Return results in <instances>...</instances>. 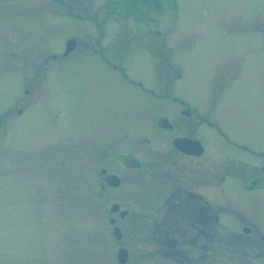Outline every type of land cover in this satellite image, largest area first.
<instances>
[{
	"label": "rangeland",
	"instance_id": "374dc122",
	"mask_svg": "<svg viewBox=\"0 0 264 264\" xmlns=\"http://www.w3.org/2000/svg\"><path fill=\"white\" fill-rule=\"evenodd\" d=\"M128 2L0 0V264H119L120 247L126 264H264V184L246 193L241 181L250 178L247 168L264 166V8L257 7L264 0H176V9L164 2L158 14ZM232 15V35L219 37ZM104 18L114 33L109 28L103 54L131 83L95 51L100 32L91 21ZM151 18L159 24L148 26ZM155 28L157 42L148 35ZM72 37L78 45L65 57ZM149 50L161 63L153 66ZM182 108L196 114L180 119ZM161 114L202 136L206 154L177 153L176 133L158 134L153 122ZM108 147L118 188L99 179L96 158ZM131 152L140 169L125 158ZM176 160L205 173L206 187L202 180L192 187L187 176L182 186L218 217L206 240L185 247L188 260L156 240L169 222L164 202L178 184L170 177ZM223 173L232 174L215 186Z\"/></svg>",
	"mask_w": 264,
	"mask_h": 264
},
{
	"label": "flooded vegetation",
	"instance_id": "af4514ba",
	"mask_svg": "<svg viewBox=\"0 0 264 264\" xmlns=\"http://www.w3.org/2000/svg\"><path fill=\"white\" fill-rule=\"evenodd\" d=\"M127 3V5H129L131 7L130 4V0ZM135 2H139L142 6H145L147 8V10L150 12V9H153L155 12L160 13L162 10V5L164 0H133ZM241 2L243 3V0H241ZM241 4L242 7L243 4ZM134 4V3H132ZM128 6V7H129ZM127 7V6H126ZM257 7H261L264 8L263 5L258 4ZM114 9V8H113ZM264 10V9H261ZM261 14L260 12L257 13V16ZM147 16V15H146ZM232 16H228L227 19L230 20V22H228V20H226L225 25L221 26V30H220V35L219 37H225L228 34L232 35L233 31H234V27L233 26V22H231L232 20ZM236 19L237 16L235 15ZM153 20V21H152ZM239 20V19H238ZM130 21V20H129ZM127 19L123 20V22L125 24H123V26H126L129 22ZM150 24H147L148 26H150L152 23L151 22H155L157 23V25L159 24L160 21H156L153 18L149 19ZM92 25L95 26L96 28L99 29V38L98 41L96 42L97 46L95 47V51H97V53L99 54V58L101 60H103L105 63L110 64V67L114 70L117 71L118 73L121 74V76L126 79L127 81H129V83H131L132 81H130V77L127 75V73L124 71V69L120 68L119 66L114 65L113 63H111L110 61H108L106 59V57L104 56V52H106V43L104 42V39L107 38L109 36V28L112 30V34L113 32V26L110 22H107V18L101 19V20H93L91 21ZM154 23V24H155ZM140 24V23H139ZM144 24H140V27H142ZM241 32V31H240ZM160 31L155 28V29H148V35H150L153 39H155V41L157 42V38H159L160 35ZM223 33H225L226 35L224 36ZM95 35V34H94ZM112 37V35H111ZM260 38L262 39L261 41L264 44V37H262L260 35ZM75 39V47L74 50L72 52H74L76 50V47L78 45V41L76 38ZM162 41L160 42L159 46L162 49ZM154 44V43H153ZM94 46V45H93ZM157 46V45H156ZM156 46L152 47V44L150 45L149 48H155V50L157 51ZM86 49L88 48L87 46H84ZM149 56L154 57V61H153V66L156 63H161L160 62V55L155 53L151 54V51L149 50L148 52ZM64 56L66 57V54H64ZM105 59V60H104ZM168 64V63H167ZM175 72L178 73L177 68H174ZM176 74V73H175ZM178 76H180V73H178ZM216 80V77H214V81ZM133 86L138 87L141 91H147L145 89V87L139 83V82H133L132 83ZM161 88V86H159ZM149 94L150 95H154L155 90L153 89H149ZM158 94H156L157 96ZM160 97V96H158ZM172 101L175 103L180 102L177 101V99L175 97L172 98ZM182 103V102H181ZM185 110L184 108H182L180 110V114L182 113V111ZM180 119L182 118H190L191 115L185 117L184 115H179ZM163 117H167V116H160V118ZM168 120L170 121L169 117H167ZM159 119L157 120V126L159 131H163V132H168V133H176V135L172 138V141L176 138H190L192 140H196L199 141L201 146L203 147V153L200 155H189V154H185L183 152H181L179 149H177L176 147L173 146V149L179 153L180 155H182L183 157L186 158H192V159H196L199 158L201 156H203L204 154H206V141L203 139L202 136L197 135V133H195L194 131H188L187 133L179 130L180 128H182L183 125L187 126V123L185 121H182L180 119L176 120V122H171V129H166L164 127H162V125H160L159 123ZM200 122H205L202 119H199ZM199 125V124H197ZM164 126V125H163ZM196 127V126H194ZM126 136V135H124ZM144 138H139L136 143H140L142 144L144 142ZM146 140V139H145ZM248 146H243L244 149H247ZM110 152L107 151L100 157V159L98 160V158H96V162L98 163L99 167H98V173H99V179L101 181L102 185H107L109 188H118L121 186V180H120V184L118 186H110L109 181L107 180L108 176L110 175H115L114 173H112L110 171V169L112 166V162H111V152L113 151L112 147H108ZM249 148V147H248ZM134 149V148H133ZM135 153L139 151V149L134 150ZM126 159L129 160V164L132 165L134 168L140 169V165L141 163L135 158V154L133 152H131L129 155L125 156ZM111 164V165H110ZM172 172H171V176H176V180L177 183L176 185H174V189L175 192L172 193L170 196H168V198L165 200L164 202V206L167 208V212L166 213H171L173 212L174 215L178 216L175 218V221L173 222V227H171L170 229L166 230V228L160 229V237L158 238V242L160 245H170L173 250H175L176 255L178 254L180 256V253L182 254V258L179 257V259L181 260H188L189 256L188 253L183 252L186 246L190 245V246H195L196 241L199 240L198 238H203L204 240H206V199L198 192H196L194 189H190V187L185 188V186H182V178L184 176L190 177V183H192V187L194 186H199L200 185V180L203 181V186L206 187V178H205V173L200 172L198 167H194L197 170H193L190 169L188 167H184L181 166L180 163L178 162V160L174 161L172 164ZM249 171V177L250 178H245L241 179V181H243L242 183V189H244V191L246 193H251L254 191L258 190V182H259V177H257L256 175H259L260 173L264 175V166H259L256 165V167H249L245 170V173ZM189 172H192V176H188ZM228 174V173H227ZM232 173H229V176ZM243 174V173H242ZM196 175V176H195ZM224 173L222 174V176L219 178L218 181V187H222L225 180L227 179ZM247 176V175H245ZM166 177V176H164ZM184 179L186 180V182H188V180L184 177ZM172 181V179L170 180ZM189 183V184H190ZM213 187V186H212ZM207 188H210V186H207ZM206 189V188H205ZM116 203V202H114ZM172 214V216L174 217V215ZM192 216L193 218H195V221H192L189 219V217ZM172 217V218H173ZM189 219V221H188ZM164 234V235H163ZM170 235V238L168 237ZM167 239H170L171 241H167ZM181 245L180 249H178L177 247ZM204 250L206 249V243H204L203 247ZM203 259L205 260V255L203 256ZM184 262V261H183ZM184 264V263H183Z\"/></svg>",
	"mask_w": 264,
	"mask_h": 264
},
{
	"label": "water",
	"instance_id": "95a60500",
	"mask_svg": "<svg viewBox=\"0 0 264 264\" xmlns=\"http://www.w3.org/2000/svg\"><path fill=\"white\" fill-rule=\"evenodd\" d=\"M176 146L179 147V148H181L182 150H184L186 153H189V154L190 153L199 154L201 152V148H200V150H197L196 151L195 148L193 150V148H191L190 146H186L185 144L180 143V142H176ZM198 146H199V144L197 143V147ZM110 183L113 186L119 185V181H118V179L116 177H112L111 180H110ZM124 215H125V213H122V216H124ZM111 222L114 223V220L111 221ZM114 235L118 239L121 238V232H120V230L119 229H115ZM127 257H128V255H127V252L126 251H120V253L118 255V258H119L120 263H122V264L125 263L127 261Z\"/></svg>",
	"mask_w": 264,
	"mask_h": 264
},
{
	"label": "trees",
	"instance_id": "16d2710c",
	"mask_svg": "<svg viewBox=\"0 0 264 264\" xmlns=\"http://www.w3.org/2000/svg\"><path fill=\"white\" fill-rule=\"evenodd\" d=\"M207 210L208 209H206V212H207ZM171 213H173V212H171ZM171 213L169 212V216H170L169 225L173 227V222L175 221V218L178 217V216L174 215V213H173V215H174V217H173ZM189 219L192 220V221H195V218H193L192 216H190ZM189 219H188V221H189ZM212 222H213V218L207 216V218H206V226L211 225ZM165 227L168 228L167 226H165ZM166 230H168V229H166Z\"/></svg>",
	"mask_w": 264,
	"mask_h": 264
}]
</instances>
